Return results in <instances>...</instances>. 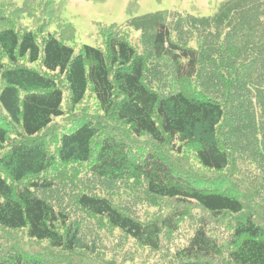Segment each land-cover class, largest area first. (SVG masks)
Returning a JSON list of instances; mask_svg holds the SVG:
<instances>
[{
	"label": "trees",
	"instance_id": "trees-1",
	"mask_svg": "<svg viewBox=\"0 0 264 264\" xmlns=\"http://www.w3.org/2000/svg\"><path fill=\"white\" fill-rule=\"evenodd\" d=\"M64 2L0 0V264H93L56 261L97 256L80 220L152 253L179 237L170 264H264V0L131 18L78 53L49 29Z\"/></svg>",
	"mask_w": 264,
	"mask_h": 264
},
{
	"label": "rangeland",
	"instance_id": "rangeland-1",
	"mask_svg": "<svg viewBox=\"0 0 264 264\" xmlns=\"http://www.w3.org/2000/svg\"><path fill=\"white\" fill-rule=\"evenodd\" d=\"M224 1L226 0H67V2H64L63 7L55 13V19L53 18L51 21L49 29L72 46L78 53L82 45L104 46V39L100 34L101 29L109 27L112 24L125 26L126 22L131 18L165 11L193 14V16H212L218 11L219 5ZM15 3L22 5L24 0H15ZM32 19L33 17L27 16L26 18L23 17L21 21L24 25L29 26L31 25ZM66 24H71L74 28V32L72 35H69L68 40L63 38V32L65 31L63 27ZM127 28L130 29L131 26H127ZM139 36L140 32L138 30L132 31L133 39L138 40ZM64 177H68L67 173ZM85 178L87 179V176ZM100 184L109 189L117 190L119 196L123 197L122 199L137 203L136 208L138 210L136 209V213L137 215L140 214L143 218L147 217V211L154 212L156 210L155 207L149 208L148 203H142V200L140 202L136 198L132 199L134 196L125 190L122 191L124 187L118 180H105L100 182ZM50 195L54 196L57 202L58 200L61 202L64 201L63 196H60L58 191ZM66 202L69 206L73 205L72 201L66 200ZM82 217L80 215L79 219ZM80 222L82 225L80 227V233L84 235V244L88 242L90 247H96L97 256L84 252L82 254L74 253V255L65 256V254L59 252L55 253L56 261H70L73 263L92 261L93 264H170L172 252L175 250V245H177V240L179 239L177 237L176 240H172V242L175 241L174 244L164 246L165 248L162 252L152 253L145 248L139 247L132 240L118 244L119 241L116 238L117 241L113 243L112 236L107 237V235H104L103 237L102 234L98 233L95 226L93 228L90 227L91 223L88 220H85V223L81 220ZM76 225H79V223L76 222ZM224 227L226 228V226ZM1 233V242L6 243L5 247L7 249V242L11 241L12 237L8 235L10 237L6 241L4 238L6 233L2 231ZM7 234L9 233L7 232ZM10 244L13 246V241ZM29 247L32 246H26L27 249ZM32 248L39 249L37 247Z\"/></svg>",
	"mask_w": 264,
	"mask_h": 264
}]
</instances>
